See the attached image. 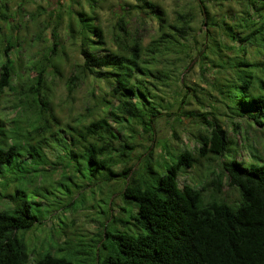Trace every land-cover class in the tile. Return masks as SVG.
<instances>
[{
    "label": "clouds",
    "instance_id": "obj_1",
    "mask_svg": "<svg viewBox=\"0 0 264 264\" xmlns=\"http://www.w3.org/2000/svg\"><path fill=\"white\" fill-rule=\"evenodd\" d=\"M0 264H264V0H0Z\"/></svg>",
    "mask_w": 264,
    "mask_h": 264
}]
</instances>
